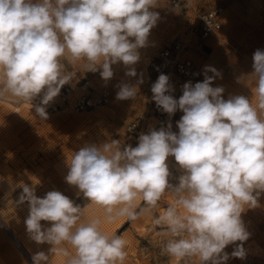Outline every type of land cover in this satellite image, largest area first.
<instances>
[{
  "label": "clouds",
  "instance_id": "1",
  "mask_svg": "<svg viewBox=\"0 0 264 264\" xmlns=\"http://www.w3.org/2000/svg\"><path fill=\"white\" fill-rule=\"evenodd\" d=\"M159 4L0 0V95L30 103L46 120L47 106L76 75L66 71L63 60L79 64L81 72L99 71L105 82L113 78L112 65L117 63L128 67L127 76H136L132 66L160 19L154 11ZM252 67L247 75L255 78L251 98L236 95L227 100L224 87L212 86L222 73L211 65L204 67L203 81L183 85L179 99L171 94L169 76L160 74L151 86L152 100L169 117L183 112L178 132L169 122L141 133L136 147L111 140L87 144L67 158L66 183L75 186L89 206L102 208V218L90 217L85 207L60 191L41 198L34 187L21 184L17 203L28 205L26 232L37 245H51V256L38 251L32 264H50L53 255L64 257V264H124L127 241L103 231L102 224L122 218L135 221L138 201L148 210L156 209L166 194L172 200L154 223L166 226L162 250L170 258L185 264H227L230 257L245 258L243 242L250 233L242 213L258 207L264 192V50L254 52ZM142 83H120L116 99H135ZM37 97L40 104L33 105ZM170 156L182 170L176 184L170 183ZM238 241L231 254L224 251Z\"/></svg>",
  "mask_w": 264,
  "mask_h": 264
},
{
  "label": "rangeland",
  "instance_id": "2",
  "mask_svg": "<svg viewBox=\"0 0 264 264\" xmlns=\"http://www.w3.org/2000/svg\"><path fill=\"white\" fill-rule=\"evenodd\" d=\"M182 3L184 7L178 10L171 0H160L154 9L160 19L151 29L147 45L138 50L140 60L132 66L136 76H127L128 67L117 63L112 65L113 78L105 82L99 71L81 72L79 64L72 65L63 60L67 72H76L72 90L68 94L60 91L46 108V120L37 116L30 103L8 94L0 95V264H32V255L38 251L51 256L48 251L51 245H37L26 232L24 220L28 215V205L17 203L22 192L21 184L34 187L36 195L41 198L49 191H60L75 204L85 207L90 217L102 218V208L89 206L82 193L66 183V161L73 152L87 144L101 145L111 140H119L123 144L127 124L149 114L153 96L151 86L158 79L147 70L154 50L181 40L186 45L187 55L202 73L206 65L222 73V78L215 79L212 86L224 87L225 100L236 95L251 98L255 78L247 75L253 71L254 52L264 50V0H182ZM216 5L223 7L222 26L216 33L202 39L197 27L198 14ZM237 77H244L245 83H238ZM139 79H143V83L138 85L135 99H116L120 83L136 84ZM203 79L202 74V78L192 84ZM169 82L174 91L185 84L172 76H169ZM104 86L110 90L107 102L86 110L72 108L75 96L82 92L94 93ZM32 103L39 105L40 97ZM182 115L183 112L179 111L175 116L174 132H178L177 121ZM261 118L264 119V115ZM167 163L172 174L170 183L176 184L182 170L174 157L170 156ZM171 200V195L166 194L159 206L151 210L142 200L138 201L136 211L140 215L135 221L122 218L115 223L102 224L103 231L120 235L127 241L124 264H185L170 258L162 250L168 239L167 229L154 223ZM258 205L242 213V220L250 233L249 239L243 242L245 258L230 257L227 264H245L248 259L253 264H264V192L258 198ZM239 243L228 245L224 251L231 254ZM65 247L74 254L70 245ZM50 264H64V257L53 255Z\"/></svg>",
  "mask_w": 264,
  "mask_h": 264
},
{
  "label": "built area",
  "instance_id": "3",
  "mask_svg": "<svg viewBox=\"0 0 264 264\" xmlns=\"http://www.w3.org/2000/svg\"><path fill=\"white\" fill-rule=\"evenodd\" d=\"M171 4L178 10H182V0H171ZM223 7L216 5L208 9L202 10L198 14L197 27L200 38L204 39L220 30L222 26ZM148 73L154 76L165 74L172 76L182 82H193L202 78V70L187 55V48L183 41H172L153 51L148 64ZM73 80L61 89L63 94H68L72 90ZM174 98L179 99L183 94V86L178 91L171 93ZM110 98V90L104 86L94 93H85L75 96L72 100V108L74 110H86L105 103ZM179 110L169 117L167 113L158 109L153 100L150 101L149 114L145 118H137L130 121L125 130L126 139L122 146L131 145L136 147L138 137L141 133L147 134L150 129L159 130L160 127H166L169 122L173 124L175 116ZM245 264H253L251 260H247Z\"/></svg>",
  "mask_w": 264,
  "mask_h": 264
},
{
  "label": "bare ground",
  "instance_id": "4",
  "mask_svg": "<svg viewBox=\"0 0 264 264\" xmlns=\"http://www.w3.org/2000/svg\"><path fill=\"white\" fill-rule=\"evenodd\" d=\"M41 95H43V93H41Z\"/></svg>",
  "mask_w": 264,
  "mask_h": 264
},
{
  "label": "crops",
  "instance_id": "5",
  "mask_svg": "<svg viewBox=\"0 0 264 264\" xmlns=\"http://www.w3.org/2000/svg\"><path fill=\"white\" fill-rule=\"evenodd\" d=\"M36 101V100H35ZM37 102V101H36Z\"/></svg>",
  "mask_w": 264,
  "mask_h": 264
}]
</instances>
